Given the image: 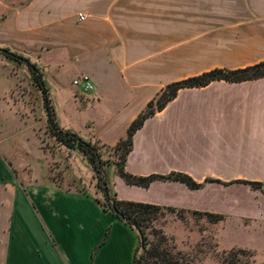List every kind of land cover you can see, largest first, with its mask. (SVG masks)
<instances>
[{
    "label": "crops",
    "instance_id": "0c3cea01",
    "mask_svg": "<svg viewBox=\"0 0 264 264\" xmlns=\"http://www.w3.org/2000/svg\"><path fill=\"white\" fill-rule=\"evenodd\" d=\"M219 21L240 26L243 45L253 51L255 61L239 68L264 63V0H0V46L82 61L88 69L81 75L94 87L78 96L85 110L117 106L92 129L86 123L85 139L113 147L166 85L225 68L187 70L217 42L201 38L203 26ZM215 84L240 87V94L196 96ZM233 139L240 140L242 170L264 172V78L180 90L134 134L125 170L141 177L184 173L203 183L215 177L212 165L234 161L218 141ZM104 174L120 201L217 214L210 183L195 191L163 181L140 188L126 185L113 166ZM17 178L0 156V264H133L136 236L88 188ZM254 207L242 218L264 225V196ZM108 227L107 241L90 260Z\"/></svg>",
    "mask_w": 264,
    "mask_h": 264
},
{
    "label": "rangeland",
    "instance_id": "374dc122",
    "mask_svg": "<svg viewBox=\"0 0 264 264\" xmlns=\"http://www.w3.org/2000/svg\"><path fill=\"white\" fill-rule=\"evenodd\" d=\"M240 31V26L231 27L230 24L228 27L224 21H219L213 27L203 26L201 38H216L217 42L206 45L207 50L202 51L200 60L187 70H204L212 64L239 68L255 61L251 57L253 51L248 45H243ZM0 48L27 59L32 68L38 69L37 74L48 90L49 101L61 129L75 133L86 141V123L89 122L92 129L104 113L117 107L105 104L106 106L85 110L78 96L80 93L89 95L91 92L82 93L80 88L72 85V81L78 79L84 69H88L82 61L77 63L63 53L56 55L45 50L37 54L27 52L13 43ZM91 67L99 69L100 66L93 63ZM30 70L26 64H17L0 56V156L20 182L36 181L37 184H42L49 179L63 188H88L87 192L95 195L92 172L82 154L60 146L49 135L43 98ZM231 93L240 94V87L215 84L206 91L195 94L199 99H204L213 97L214 94L224 97ZM218 141L219 149H229L234 159L232 162L212 165L215 167L212 171L215 175L213 179L227 185L210 183L211 186L208 187V192L216 190V213L224 216V219L209 223L204 217L193 215V212H163L158 221L153 223V230L164 233L171 241L173 251L180 252L185 257V264H219L223 252L240 249L247 250L254 263L264 264V225L259 224L257 227L242 218L243 214L255 209L257 200L264 195L261 190L231 183L244 180L264 184V172L242 170L243 165L238 156L240 140ZM106 174L108 176L109 171ZM108 230L110 233L108 227L103 239L91 252L90 260L107 241ZM150 232L148 230L149 238L155 240Z\"/></svg>",
    "mask_w": 264,
    "mask_h": 264
},
{
    "label": "trees",
    "instance_id": "16d2710c",
    "mask_svg": "<svg viewBox=\"0 0 264 264\" xmlns=\"http://www.w3.org/2000/svg\"><path fill=\"white\" fill-rule=\"evenodd\" d=\"M0 56L17 64H26L15 57L8 49L0 48ZM24 59V58H22ZM26 60L28 63L29 61ZM31 75L43 98V108L46 113L49 135L60 146L69 151H79L87 162L94 180V199L101 209L112 214L137 238V246L133 255V264H185V257L180 252H174L170 240L161 230H153V223L158 221L163 212L184 213L171 208H163L149 204L120 201L117 199L113 186L107 181L104 169L113 166L117 176L128 186L147 188L153 181L179 182L189 190L195 191L203 188L207 183L227 185L219 180L205 179L203 183L195 182L190 176L184 173L171 172L168 175H150L146 177L133 176L126 172L125 163L129 153L132 151L133 136L141 129L144 122L162 111L169 102L173 101L180 90L203 89L213 82L227 84H239L245 81H254L264 78V63H259L245 68H214L207 72L166 85L145 109L130 123L125 135L113 147L106 146L97 140H83L75 133L61 129L57 123L55 111L49 101L48 90L42 78L38 75V69L29 64ZM105 154H108L106 157ZM231 183L249 186L252 190H261L264 184L255 181L237 180ZM229 183V184H231ZM264 195V191H262ZM100 194V197H99ZM113 207L115 210H113ZM116 211V212H115ZM193 215L204 217L209 223H217L224 219L220 214L198 213ZM148 230L155 237L149 238ZM109 230L106 233V237ZM140 234V236L138 235ZM142 242V243H141ZM138 251L140 253L138 254ZM251 254L247 250H232L223 252L219 264H256L250 260Z\"/></svg>",
    "mask_w": 264,
    "mask_h": 264
},
{
    "label": "built area",
    "instance_id": "2783aa9c",
    "mask_svg": "<svg viewBox=\"0 0 264 264\" xmlns=\"http://www.w3.org/2000/svg\"><path fill=\"white\" fill-rule=\"evenodd\" d=\"M84 19L83 15L78 16V20L82 21ZM74 87L80 88L82 93L92 92L94 90L93 84L88 75L82 74L78 79L72 81Z\"/></svg>",
    "mask_w": 264,
    "mask_h": 264
},
{
    "label": "water",
    "instance_id": "95a60500",
    "mask_svg": "<svg viewBox=\"0 0 264 264\" xmlns=\"http://www.w3.org/2000/svg\"><path fill=\"white\" fill-rule=\"evenodd\" d=\"M15 58L18 59V60H20V61H22V62H24V63H26V64H29L26 60H24V59H22V58H18V57H15ZM261 190L264 191V187H262ZM113 210H115L114 207H113ZM115 212H116V211H115ZM138 235L140 236L139 233H138ZM140 238H141V236H140ZM141 243H142V242H141Z\"/></svg>",
    "mask_w": 264,
    "mask_h": 264
}]
</instances>
